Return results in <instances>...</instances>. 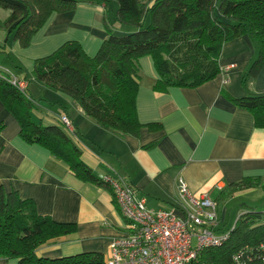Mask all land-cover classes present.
Segmentation results:
<instances>
[{
  "label": "crops",
  "instance_id": "0c3cea01",
  "mask_svg": "<svg viewBox=\"0 0 264 264\" xmlns=\"http://www.w3.org/2000/svg\"><path fill=\"white\" fill-rule=\"evenodd\" d=\"M139 1L148 7L152 4ZM8 16L9 11L0 7V22ZM134 30L119 21L114 2H80L71 9L52 12L26 47H21L9 30L0 28V44L5 42L10 53L6 54L12 56L11 63H0V70L7 78L26 80L32 120L60 127L96 177L122 178L145 197L149 208L177 214L181 213L177 180L182 178L193 196L208 195L216 202L220 224L215 231L225 232L220 225L226 201L239 195L264 197L259 186L232 194L226 191L229 184L244 178L264 183V128L256 127L252 114L232 100L264 95V67L256 78L243 82L257 55L249 35L225 42L218 58L220 72L193 88L173 86L165 92L156 91L159 74L153 59L140 57L135 105L142 127L136 136L101 128L73 98L32 76L34 60L52 54L68 41L78 42L85 54L93 57L109 32ZM62 115L71 121L72 134L61 124ZM19 129L17 119L0 100V186L32 200L40 215L75 224L73 233L39 245L36 257L54 259L98 252L106 258L111 239L125 233L111 191L81 180L41 145L26 143ZM238 208L237 218L248 209L257 210L244 201ZM0 264L18 263L15 258H0Z\"/></svg>",
  "mask_w": 264,
  "mask_h": 264
},
{
  "label": "trees",
  "instance_id": "16d2710c",
  "mask_svg": "<svg viewBox=\"0 0 264 264\" xmlns=\"http://www.w3.org/2000/svg\"><path fill=\"white\" fill-rule=\"evenodd\" d=\"M151 1L148 7L139 0H0V7L9 11L0 28L9 30L14 40L26 47L52 12L71 9L80 2H114L119 21L134 31L109 32L93 57L87 56L78 42L68 41L52 54L34 60L32 76L73 98L101 128L133 136L142 127L135 105L140 57H152L159 74L154 89L159 92L173 86L193 88L213 79L220 72L222 45L243 34L249 35L257 49L243 82L256 78L264 67V0ZM0 100L17 119L19 136L26 143L46 148L81 180L107 188L81 162L78 148L60 127L32 120L29 97L1 70ZM232 100L252 114L256 127L264 128V95ZM258 186L264 189L258 178H244L229 184L226 191L232 194ZM74 231L75 224L40 215L32 200L0 186V258H15L18 264H105V257L98 252L36 257L39 245ZM262 243L264 212L251 208L238 216L220 246L203 249L198 260L200 264H235L234 255L241 254L245 264H260Z\"/></svg>",
  "mask_w": 264,
  "mask_h": 264
},
{
  "label": "built area",
  "instance_id": "2783aa9c",
  "mask_svg": "<svg viewBox=\"0 0 264 264\" xmlns=\"http://www.w3.org/2000/svg\"><path fill=\"white\" fill-rule=\"evenodd\" d=\"M9 81L25 92L26 80L10 77ZM65 130L73 133L71 121L60 117ZM102 181L111 191L125 223V233L113 237L105 264H200L201 251L220 246L229 230L217 233L220 224L216 202L208 195L193 196L182 178L177 180L180 214L174 210H153L144 196L122 178L105 175ZM259 259L264 264V243ZM235 264H245L241 254L233 257Z\"/></svg>",
  "mask_w": 264,
  "mask_h": 264
},
{
  "label": "rangeland",
  "instance_id": "374dc122",
  "mask_svg": "<svg viewBox=\"0 0 264 264\" xmlns=\"http://www.w3.org/2000/svg\"><path fill=\"white\" fill-rule=\"evenodd\" d=\"M218 6L219 3L216 5V12H218ZM3 35V34H2ZM5 42H2L0 44V63L5 61H12V56H8L6 53L10 54L8 50L4 47ZM11 63V62H10ZM241 201L246 202L248 205H252L255 207L257 210L264 209V197H247L244 195H239L238 197H234L232 199H229L228 201L225 202L224 207H225V218L220 225L221 230L227 231L229 230L232 225L235 223V220L237 218V215L239 214L240 210H238V205ZM218 209V208H217ZM220 212L218 213V215Z\"/></svg>",
  "mask_w": 264,
  "mask_h": 264
}]
</instances>
